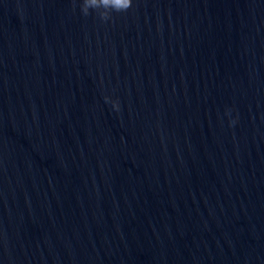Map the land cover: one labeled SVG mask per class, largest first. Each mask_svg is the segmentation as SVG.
<instances>
[{
    "label": "water",
    "instance_id": "obj_1",
    "mask_svg": "<svg viewBox=\"0 0 264 264\" xmlns=\"http://www.w3.org/2000/svg\"><path fill=\"white\" fill-rule=\"evenodd\" d=\"M81 5L0 0V264H264V0Z\"/></svg>",
    "mask_w": 264,
    "mask_h": 264
},
{
    "label": "clouds",
    "instance_id": "obj_2",
    "mask_svg": "<svg viewBox=\"0 0 264 264\" xmlns=\"http://www.w3.org/2000/svg\"><path fill=\"white\" fill-rule=\"evenodd\" d=\"M119 2L120 0H82L81 7L84 13H88L90 9H104L101 14L106 17L109 10L117 12L127 10L126 7L123 9L116 7ZM123 2L127 5L130 3V0H123ZM114 106L118 107L116 104Z\"/></svg>",
    "mask_w": 264,
    "mask_h": 264
}]
</instances>
